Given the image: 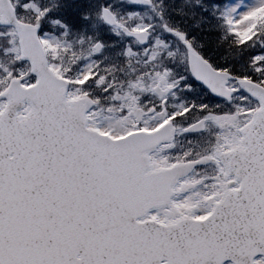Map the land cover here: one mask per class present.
Here are the masks:
<instances>
[{"label":"snow or ice","instance_id":"obj_1","mask_svg":"<svg viewBox=\"0 0 264 264\" xmlns=\"http://www.w3.org/2000/svg\"><path fill=\"white\" fill-rule=\"evenodd\" d=\"M0 264H264V0H0Z\"/></svg>","mask_w":264,"mask_h":264}]
</instances>
